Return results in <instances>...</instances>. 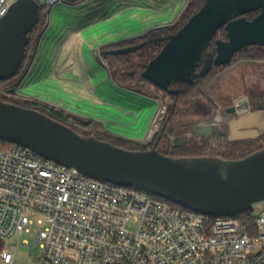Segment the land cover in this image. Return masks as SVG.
<instances>
[{
  "label": "water",
  "instance_id": "obj_1",
  "mask_svg": "<svg viewBox=\"0 0 264 264\" xmlns=\"http://www.w3.org/2000/svg\"><path fill=\"white\" fill-rule=\"evenodd\" d=\"M76 2L77 0H64ZM37 0H16L0 18V81L14 77L29 43L28 34L39 21ZM257 12L251 18L246 14ZM224 28L226 40H215V55L206 47L215 32ZM154 27L151 30L158 29ZM151 59L143 78L161 89L178 79L189 81L211 64H227L246 46L264 47V0H205ZM143 43L102 54H126ZM235 113L228 110L224 120ZM207 134L218 127L203 124ZM222 127V125H221ZM0 139L35 151L82 174L118 185H126L167 199L194 212L234 216L252 210L264 199V147L234 160L170 157L152 148L126 150L85 136L49 116L21 105L0 100Z\"/></svg>",
  "mask_w": 264,
  "mask_h": 264
},
{
  "label": "built area",
  "instance_id": "obj_2",
  "mask_svg": "<svg viewBox=\"0 0 264 264\" xmlns=\"http://www.w3.org/2000/svg\"><path fill=\"white\" fill-rule=\"evenodd\" d=\"M15 1L0 0V18ZM37 1L50 9L63 2ZM157 103L145 145L163 114ZM253 225L251 234L235 215L182 210L22 145L0 147V261L6 264L31 231L40 248L32 264H264V209Z\"/></svg>",
  "mask_w": 264,
  "mask_h": 264
},
{
  "label": "rangeland",
  "instance_id": "obj_3",
  "mask_svg": "<svg viewBox=\"0 0 264 264\" xmlns=\"http://www.w3.org/2000/svg\"><path fill=\"white\" fill-rule=\"evenodd\" d=\"M192 1L77 0L64 1L59 6L48 8L46 18L37 26L34 35L36 44L31 47L30 58L16 77L0 84V95L7 102L22 106L42 101L57 108L61 106L80 108L86 111L88 116L97 115L102 119L105 129L113 135L140 141L143 146L151 149L150 144L159 134L166 116L167 103L160 98L153 101L141 95L130 96L131 92L126 90H124L126 92L114 90L107 77L106 63L101 56L100 45L122 41L154 27L169 25L178 19L180 14L182 15ZM76 32L77 39L82 40L83 43L81 47L83 60L98 82H96L97 90L93 92L89 85L84 91L85 86L81 84L79 89L84 92L70 95L59 79L60 75L57 71L62 62L56 49L60 45V39L64 40ZM77 48L76 45L75 54ZM237 58L238 56L227 65L216 69L203 88L205 99L215 106L213 121L216 117L222 118L227 110L239 106H245L251 112L250 104L258 109L257 112L264 113V60H237ZM29 68L24 82L21 81ZM74 75L72 71L66 73V77L70 79ZM148 90L151 92L150 89ZM94 95L101 96L106 102L95 101ZM124 96H130L131 100L125 102ZM133 97L136 99L133 100ZM157 102H159V111H163V114L157 128L148 131L146 136L148 144L145 145L142 139L157 109ZM202 124L191 126L187 133L182 131L178 135H170V144L184 145L189 139L200 144L204 143L207 138L204 129L200 126ZM228 130L226 127L221 129L232 138L233 135H230ZM165 149L166 145L162 143L160 150ZM263 209L264 199L254 203L252 214L256 218ZM34 239L33 231L21 237L15 252L16 260L11 264H32L40 254L38 243L32 244ZM22 240H26L27 243ZM0 264L6 263L0 261Z\"/></svg>",
  "mask_w": 264,
  "mask_h": 264
},
{
  "label": "trees",
  "instance_id": "obj_4",
  "mask_svg": "<svg viewBox=\"0 0 264 264\" xmlns=\"http://www.w3.org/2000/svg\"><path fill=\"white\" fill-rule=\"evenodd\" d=\"M64 2V0H63ZM205 0H193L180 14L179 18L169 25L161 26L158 29L150 30L141 35H137L122 41L112 42L101 46V56L106 63L107 70L113 83L123 89L134 91L152 98H160L167 103V113L161 125V129L156 138L151 142L150 148L158 150L161 154L170 157H193V158H215L223 160H234L244 158L251 153L264 147V132L260 135L247 139H229L225 135L217 133L206 134V141L198 143L195 140L189 139L184 145H171L169 141L170 135H178L191 128L193 125L200 123H210L214 119V104L206 100L203 94V88L207 84L212 73L225 65L238 56L237 60H264V47L258 45H251L243 47L238 50L225 65L216 66L211 64L210 69L201 74L200 70L204 66L202 62L199 63L195 69L196 76L189 81L178 79L175 83L169 85L167 89H161L142 76L145 65L153 59L157 53L167 42L166 37L174 34L180 27L204 4ZM48 6L39 3V21L33 30L28 34L29 43L26 46L24 56L16 74L23 69L28 58H30L31 47L36 44L34 37L37 26L46 18ZM257 12L246 14L248 18L254 16ZM226 40V31L222 27L218 29L213 37L210 39L206 52L215 55V40ZM143 43L139 49L126 54H102L104 51L133 46ZM12 77L11 79H13ZM0 81V84L10 81ZM150 89L151 92L148 90ZM153 90V91H152ZM156 93H152L155 92ZM159 95H158V94ZM155 94V95H154ZM0 100L7 102L0 95ZM22 106V105H21ZM23 107L39 111L50 118L63 123L70 127L75 132L85 135L93 136L97 140L108 142L114 146L126 150H147L149 147L143 146L137 141L118 137L107 133L103 127L90 119L77 118L71 112L63 108L54 107L46 102H35ZM166 145L165 150H160L161 144ZM8 142L0 139V147H4ZM153 197L165 201L176 208L189 211V209L175 204L167 199L153 195ZM239 218L243 226L251 233L254 234L255 216L252 210H247L235 215Z\"/></svg>",
  "mask_w": 264,
  "mask_h": 264
},
{
  "label": "crops",
  "instance_id": "obj_5",
  "mask_svg": "<svg viewBox=\"0 0 264 264\" xmlns=\"http://www.w3.org/2000/svg\"><path fill=\"white\" fill-rule=\"evenodd\" d=\"M59 5H56V6H59ZM148 31H150V30H148ZM143 33H146V31ZM143 33H141V34H143ZM141 34H136L134 36L141 35ZM134 36H131V37H134ZM131 37H129V38H131ZM77 38L78 37H77V32H76V34L74 33L71 36L69 35L68 38H65L64 40L60 39V45L56 49V53H58V57L60 58V62H62L59 65L60 69L57 71L58 74L60 75L59 79H60L61 83L63 84V86L65 87L67 93H69L70 95L71 94H73V95L74 94H80V93L86 91L87 90L86 87L88 85L91 86V88L93 89L92 90V92H93V91L97 90L96 89L97 88L96 82H98L94 79L95 78L94 75H92V73L89 72V70L87 69V65L84 62L83 57L81 55V50H82L81 47H83V43H82V40L77 39ZM108 43H110V42H107L105 44H108ZM105 44L100 45V47L105 45ZM76 45L78 46V48L76 49L77 53L75 54ZM93 50L94 49H92V53L94 54ZM30 68L28 69L27 72L24 73V75L21 78V81H23L25 79V77L28 75ZM106 68H107V66H106ZM69 71H72L73 74H75L73 76V78H71V79L66 77V73H68ZM107 73H108L107 74L108 80L111 82L114 90H118L119 92H126V91L131 92L130 96H134V97H139L140 95L143 97H149V96H146V95H143L140 93L137 95L136 94L137 92L126 90V89H123V88L116 86L113 83V81L111 80V77L109 75L108 70H107ZM74 78H75V80H74ZM81 84H83L85 86V88L83 87L84 91L81 88L79 89V86ZM69 85H71V86H69ZM124 90H126V91H124ZM107 95H108V92L106 93V96ZM130 96H128V97L124 96L123 100L125 102H126V100L130 101L131 100ZM134 97H133V100L136 99ZM149 98H151L153 101L154 100L156 101L155 98H152V97H149ZM105 99H108V98L105 97ZM94 100L99 101L101 103L106 102V100H104V99L102 100L101 96H98V95L97 96L94 95ZM249 107L251 109V112L245 106H242V107L239 106L238 108L230 109V110L234 111L235 115L232 116L231 118H229L227 121L224 120V113H225L224 112L222 118L216 117V119L213 122L208 123V124L216 125L219 128L218 132H216V133L220 134V135L221 134L225 135L227 138H229L230 136L228 137L227 134H225V133H223V131H221V129L224 127L228 128L230 130V131L228 130V132H230V135L231 134L233 135L232 138L230 137L229 139H236L237 140V139H247V138L256 137V136H258L264 132V113L257 112L258 109H256L255 107H252L251 104ZM61 108H63L66 111L71 112L77 118L90 119V120H93V121L99 123L107 133L112 134L111 132H109L105 129L104 124L102 123L103 120L98 118L97 115L96 116H88L86 114V111L81 110L80 108H77V109L72 108V107H70V108L65 107L64 108V106H61ZM72 109H74V110H72ZM82 115H85V116H82ZM221 125H222V127H221ZM206 134L207 133H205V135ZM137 142H139V141H137Z\"/></svg>",
  "mask_w": 264,
  "mask_h": 264
}]
</instances>
